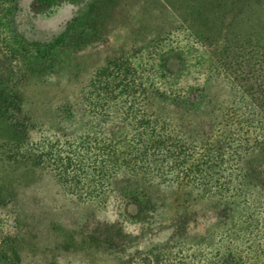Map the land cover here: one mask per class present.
<instances>
[{
	"label": "rangeland",
	"instance_id": "374dc122",
	"mask_svg": "<svg viewBox=\"0 0 264 264\" xmlns=\"http://www.w3.org/2000/svg\"><path fill=\"white\" fill-rule=\"evenodd\" d=\"M42 1L0 0L2 262L16 256L19 264H128L122 252L169 243L174 263L264 264L255 244L264 243V192L257 185L220 199L202 191L208 186L189 185L191 177L180 183L163 177L146 186L154 211L140 221L138 205L124 194L143 184L140 173L124 171L123 159L109 173L106 167L95 173L91 163L97 154L106 159L96 129L117 108L97 89L108 60H126L148 92L157 88L148 110L190 139L203 118L219 121L235 100L236 86L218 70V48L264 43V0ZM198 82L206 97L190 114L155 94ZM139 132L126 126L116 138L150 161L145 173L185 172L173 150L160 146L165 152L149 156L136 150ZM68 138L71 159L58 169L46 155L38 164L31 157L34 146L44 152L49 141ZM181 212L203 223L171 238L167 230ZM108 235L126 249L106 246Z\"/></svg>",
	"mask_w": 264,
	"mask_h": 264
},
{
	"label": "trees",
	"instance_id": "16d2710c",
	"mask_svg": "<svg viewBox=\"0 0 264 264\" xmlns=\"http://www.w3.org/2000/svg\"><path fill=\"white\" fill-rule=\"evenodd\" d=\"M59 39L61 40L62 36H59ZM260 43L257 41L250 45L249 43L232 44L228 45L230 48H218L222 54L218 70L223 78L236 86L235 100L228 106V110L222 112L219 121L210 120L209 117L203 118L198 126L195 125L197 129L192 130L194 136L190 139L186 138L187 134L180 133V128V134H178V128H174L167 121H159L153 117L147 104L157 88L148 92L143 86L145 84L136 80L135 70L129 62L121 58H113L108 60L101 68L102 70L97 73L96 79L101 77V80L97 82V89L105 90V97L98 96L106 99L107 103H110L112 99L116 100L117 108L106 117L105 127H102L103 124L96 129L97 136H100L97 139L99 146L97 149L106 155V159L97 154L95 160L91 162L93 171L101 173L104 167L107 168L110 165L117 167L124 163L126 166L124 171L128 174L140 173L143 184L124 192L138 205V212L135 215L137 219L140 220L145 216L148 209H151L149 214L153 213L154 205L146 192V186L154 185V181L159 182L163 177L171 183H180L191 177L189 185L208 186L214 192L204 187L202 191L215 193L220 199L241 193L250 185H257L256 187L264 192V43ZM214 49H208V52L214 54ZM228 50L232 52L227 54ZM155 94H159V97L166 100L167 104L173 105L177 112L184 113V110L188 114L193 110L197 111L198 106L204 103L203 98L206 97L205 89L200 82L183 86L180 90L166 92L159 90ZM12 97L15 98V96ZM209 104H211L210 101ZM5 107L7 109V106ZM126 126H132L133 130H140L134 137L138 145L136 150H143V153H147L148 156L154 152H165L163 148H159L160 146L168 151L173 150L175 158L173 162L182 161L185 172L178 176L172 171H162L164 168L162 167L156 173L150 171L149 174L145 173L153 168L150 161L141 154L137 155L129 151V144L125 143V139L116 138L119 131ZM49 142H51L49 148L44 152L41 147L39 149L34 146L31 157L38 164L46 155L52 159V165L58 169L64 162L71 159L65 151L71 148L72 142L69 138ZM122 143L124 144L121 145ZM26 155L29 156V154ZM120 159L124 162L122 163ZM109 171L110 168H107L106 172L109 173ZM126 179L130 180L132 176H127ZM125 181L127 180L123 182ZM222 212L223 210L220 209L216 215L222 217ZM185 213L178 214L168 228L167 232H170L171 238L187 233L194 223V226L203 223L204 218L201 221L200 219L188 221L189 216ZM224 213H229L226 208ZM118 229L119 232L122 231L121 227ZM116 239L118 238L112 235L103 237L106 246L114 247L118 244V248L126 249L127 245L123 240ZM255 244L256 251L264 250V243L255 242ZM170 250L169 243H165L161 246H151L144 251L127 250L122 252L121 256L127 260L128 264H182L174 263V258L171 260L173 251L169 253ZM119 251L123 249L120 248ZM15 257L13 259L5 257V262H2L4 260L0 258V264H19L18 258Z\"/></svg>",
	"mask_w": 264,
	"mask_h": 264
}]
</instances>
